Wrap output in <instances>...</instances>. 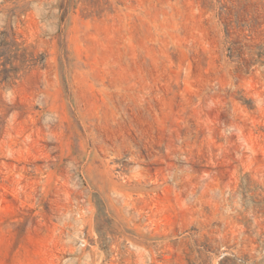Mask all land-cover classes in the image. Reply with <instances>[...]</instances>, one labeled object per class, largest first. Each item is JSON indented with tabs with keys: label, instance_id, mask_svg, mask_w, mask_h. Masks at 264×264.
Returning <instances> with one entry per match:
<instances>
[{
	"label": "rangeland",
	"instance_id": "374dc122",
	"mask_svg": "<svg viewBox=\"0 0 264 264\" xmlns=\"http://www.w3.org/2000/svg\"><path fill=\"white\" fill-rule=\"evenodd\" d=\"M0 264H264V0H0Z\"/></svg>",
	"mask_w": 264,
	"mask_h": 264
}]
</instances>
